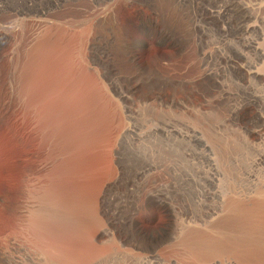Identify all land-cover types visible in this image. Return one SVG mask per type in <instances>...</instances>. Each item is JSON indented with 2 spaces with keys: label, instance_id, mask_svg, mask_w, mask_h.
Wrapping results in <instances>:
<instances>
[{
  "label": "rangeland",
  "instance_id": "obj_1",
  "mask_svg": "<svg viewBox=\"0 0 264 264\" xmlns=\"http://www.w3.org/2000/svg\"><path fill=\"white\" fill-rule=\"evenodd\" d=\"M261 52L264 0H0V264H201Z\"/></svg>",
  "mask_w": 264,
  "mask_h": 264
},
{
  "label": "bare ground",
  "instance_id": "obj_2",
  "mask_svg": "<svg viewBox=\"0 0 264 264\" xmlns=\"http://www.w3.org/2000/svg\"><path fill=\"white\" fill-rule=\"evenodd\" d=\"M260 72L252 71L254 76ZM259 130L252 140L247 137L236 140L231 135L229 139L225 137L227 148H222L225 151L221 156V216L217 222L209 223L203 240L204 248H199L201 240L193 242V259L203 260L199 262L201 264H264V134ZM126 131L124 128L123 133ZM241 143L251 144L252 152H233L229 148Z\"/></svg>",
  "mask_w": 264,
  "mask_h": 264
}]
</instances>
